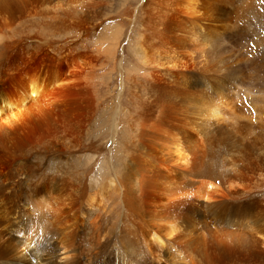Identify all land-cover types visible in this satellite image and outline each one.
<instances>
[{
  "label": "bare ground",
  "instance_id": "1",
  "mask_svg": "<svg viewBox=\"0 0 264 264\" xmlns=\"http://www.w3.org/2000/svg\"><path fill=\"white\" fill-rule=\"evenodd\" d=\"M171 1L166 12L163 10L164 21L154 34L157 53H152L157 56L158 67L155 65L156 72L146 73L143 80L150 92L146 99L149 101L137 115L139 123L135 129L128 128L122 148L126 157L122 159L121 170H114L115 178L108 186L120 198L114 206L122 207V228L116 240L123 245L122 252L126 249L139 254V260L142 259L139 264L237 263L239 258H245L243 253L248 264H264L263 218L258 231L247 234L219 226L212 230L204 226L199 231L194 228L198 224L195 217L199 218L202 209L217 220L228 217L229 223L247 227L249 224L243 221L248 215L254 218L258 211H264L261 199L240 188L245 187V176L240 174L235 162H228L222 171L223 167L212 159L219 150H243L233 135L252 124L249 115L243 112V101L242 108L235 104L239 93L236 87L249 86L250 90L255 87V96L264 99V51L258 47L249 49L250 52L233 47L237 53L230 62L237 69L231 65L229 69L224 48L233 41H229L230 37L243 30L236 22L242 18L238 12L246 3L241 6L233 0H189L183 5V0ZM54 2L0 0V264H136L126 258L103 255L101 246L115 241V234H103L104 229L92 217L93 208L100 201L99 189L87 187L85 182L76 183L77 178L65 177L59 170L48 173L38 163L39 156L48 159L50 155H59L51 139L55 131L52 127L58 128L59 124L53 120L50 109L57 102V95L68 89L63 84L67 79L54 65L40 68L41 63L38 67L31 61L27 64L31 50L47 46L48 41L29 43L31 35L17 36L20 31H15L13 25L18 18L32 15L30 12L36 8L50 19L56 18L60 12ZM60 2L59 5L64 4ZM250 4L252 9L253 3ZM183 6L186 12L178 14ZM182 15L188 16V24L193 23L191 27L178 28L187 24L178 20ZM234 15L240 18L234 19ZM176 22L181 25L176 26ZM3 26L12 29L6 31ZM227 76L234 83L233 89L222 86ZM202 87H215L218 93L209 97L211 94ZM63 99L60 105L65 103ZM212 100L214 107H210ZM253 100L260 103L250 98L252 106ZM255 110L259 119L260 109ZM248 127L245 129L250 131ZM246 166L242 167L244 172L245 169L263 172L260 164L254 168ZM218 175H222L220 185L216 183L219 189L209 196L210 202L201 200L208 197L194 188L196 183L204 181L203 186H210V181L217 180ZM238 199H244V205ZM230 200L233 204H226ZM35 227L40 229L39 234L34 233ZM111 229L112 226L109 233ZM27 234L38 240H35L38 245H31L32 240L24 236ZM102 239L103 245H99Z\"/></svg>",
  "mask_w": 264,
  "mask_h": 264
},
{
  "label": "rangeland",
  "instance_id": "2",
  "mask_svg": "<svg viewBox=\"0 0 264 264\" xmlns=\"http://www.w3.org/2000/svg\"><path fill=\"white\" fill-rule=\"evenodd\" d=\"M60 1H62V3L64 4L59 5L61 3ZM60 1L55 0L54 2L55 6H59L58 9L60 12L57 17L55 16L56 18L50 19L49 16L42 14L38 10V8H36L35 10L33 9L32 12H30L32 15L27 14L23 16L22 19L18 18L16 23L13 25V29H15V31H20L17 36H29V34L31 35L30 38L32 37V40L30 39L29 43H33L34 41H36L41 44V41L43 40L48 41V48L46 45H44L37 48L35 47L36 49L31 50L32 53H30V55L26 57L27 64L31 61V63H35L36 67H38V65L41 63L42 65L40 66V68H50L54 65L59 72L65 73L64 78L67 79H64L65 81L63 82V84H65L66 88L68 89L60 93V95H62V98L65 99V103L63 105H60V101L62 100V98L60 97V95H57L55 101L57 100L58 103L53 102V107H49L51 108V113L53 111V120L56 121L57 125L59 124V127H62H58V129L56 128L55 124V126L52 127L55 130L52 132V134L56 133V136L53 134V138L51 137V139L53 143H55L56 149L59 150V152H57L59 153V155H50L51 157L49 156L48 159H42L41 156H39L41 161L39 160L38 163L40 164L42 170L44 169L48 173L59 170V172H63V176L65 177L69 176L70 178H77L76 183H78V181L85 182L87 187L92 186L99 189L100 201H98L95 207L96 209L93 208L94 211L92 213V217H95L94 221H96V225H99L104 229L103 234H115V241H110L109 243L105 244V246H101L103 255H107V257L109 255V257L111 258H115L116 256H118L120 259L124 260L126 258L127 261L131 260L130 262L139 264V261L142 260H139V254L135 255L132 252L129 253V251H127L126 249L125 252H122L121 250H123V245L116 240V237L118 236L116 234H120V229L122 228L120 220L122 218V207L117 206L119 204V197H117L118 194H116L115 191L111 192L110 189H108V186H110L111 180L115 178L114 170H121V167L123 165L122 162L126 157L125 152L122 148L123 143L125 142V135L129 132L128 128L132 126V128L135 129L136 125L139 123V120H137L139 119L137 118V115L139 114V112H141L142 109L145 108L146 101H149L146 99H149L148 96L150 92H147L146 88L148 86L143 80L147 78L146 73L152 72L154 74L156 72L155 68L158 67V64L155 62L157 61V56L156 54H153L156 52L154 47V44H156L154 43V34L155 30L159 28L161 26L160 24L164 21V18L162 19V16L164 12H166L168 7L172 4V1ZM187 1L189 0H183V5H185ZM233 1L238 2L241 6L246 3V7H244L245 5H243L242 9L238 12L239 14H241V16L238 15L235 17L234 15V19H236L237 17H242L240 18V21H238V23L236 22V24L237 26L239 25L238 27L241 30L243 29L241 32L243 34L239 33L233 38L230 37L229 41L233 40L232 42L227 41L229 42V44L224 48L226 50L224 51V56L226 55V59L229 58V62L230 59H232L235 55V52L237 53V48L239 49L240 47H242V49L246 50L247 52H250V50L253 51V47H255L256 49L258 47L259 50L261 49L264 51V0ZM164 3H166V5ZM250 3H253V10L250 7ZM164 7L165 9H163ZM163 10L165 11L163 12ZM178 10H181L178 14H180V12H186L184 6L182 8H179ZM241 12L244 14H242ZM155 13L157 14V16ZM243 15L245 17H243ZM152 16H154L153 19H151ZM180 17L181 18L178 19L179 21L182 20L187 24L189 23V21L187 20L188 16L183 17L182 15ZM147 20L152 23H149ZM152 20L156 21L154 22ZM244 20L245 23L243 22ZM153 22L155 23V26ZM179 23L181 22H176V26H180L181 24ZM187 24L183 27L178 28H184L187 26L191 27L193 23L191 25ZM114 25L116 28H114ZM3 27L6 31H8V28L9 30L12 29V26L7 28L6 26ZM27 32L29 33L27 34ZM143 36L145 39L143 38ZM145 36H147L148 38ZM146 38H150L148 40L149 42ZM237 41L239 42V44H237ZM231 44L232 46H230ZM34 46H37V44L35 43ZM230 49L233 51H230ZM142 53H145L146 55H143ZM42 56L48 57H46L45 59ZM248 56H250V54H248ZM150 57L153 58V60H150ZM152 62L154 63V65ZM230 65L235 70L237 69V67L234 66V63L231 62L229 63V69ZM233 68L231 69V71H235ZM238 74H240V72L237 73V76ZM222 86L223 88L233 89L234 83L232 82L230 77L227 76L222 82ZM248 87L249 86H247L246 88L244 86L236 87L239 93L235 98V104L241 108L242 105L244 106V108H242L243 112L249 115L250 122L252 124L250 127L246 125L243 126L241 130L235 132V134L237 133V135H233V138L235 137L236 140H238L239 143L243 145V150L239 151L231 149L224 152H220L219 150L217 151V154H214V158H212L216 163L213 160L211 161V159L210 162H213L218 166L220 165V168L223 167L221 168V170L228 167V162H235L237 168L241 171L238 172H240L241 175L245 176V187L240 188H245L244 191L251 194L253 198H259V201L261 199V204L264 206V128L261 127L264 126V99L261 100V98L255 96V91H257L255 87H251L252 90H250ZM54 89L56 88L54 87ZM201 89H206L205 91L211 94L209 97H214L218 93V90L216 91L215 87L214 89H212L211 87H202ZM57 90L60 89L57 88ZM57 98H59V100ZM250 98L257 99L260 101V103L253 100L255 104H253L252 106L251 103H249ZM236 99L238 100V102ZM241 101H243L242 105L240 104ZM211 104L210 107H214L213 104L215 103L213 100L211 101ZM55 107H58V109H55ZM254 108L260 109L259 119L257 117L258 111ZM253 120L255 122H252ZM58 121L61 123H58ZM113 124L115 125L112 126ZM245 127H248V129L250 128L252 131H247ZM254 137L256 138V140ZM244 138L246 139L245 141L249 140L250 142H248L252 143L249 144L248 142H245ZM230 152L233 154V156H231L232 154ZM218 155H220L221 157H218ZM208 158L209 157H207V159ZM244 163L248 165L246 166V168H254L256 167V164H260L261 166H263V172L258 170H253V172H246V169L244 172V170H242V167L245 166ZM54 165H56L57 168ZM258 173H261V176ZM220 176H217V180L210 181V183H212L210 186H208L207 184L203 186L204 181H199L198 183H196V186L194 188L198 192L206 194L208 197L207 199L201 200L210 202L209 196H211V194H213V192L217 190V184H219L221 180L219 178ZM212 185L213 187H215L213 188ZM207 192L209 194H207ZM113 196H115L116 198ZM113 199L114 203L112 201ZM238 200L243 202L242 205H244V199ZM231 201L232 200L228 201V203L226 204L232 205L233 201ZM115 204H117L116 206L118 208L114 206ZM258 214V216H253L254 218H252L250 214L248 215L249 218L243 221L249 224L248 227L246 225L241 226L239 224L238 227L235 224L229 223L228 217L226 219H223L224 221L217 220V218L213 214H211L207 210L202 209V211L199 212V218L197 217L198 215L195 217V221H197L198 224L195 225L194 228L196 230L198 229L197 231H199L200 229L202 230L200 226H204L205 229L212 230L215 227L219 226L231 229L236 228V230H238L240 234H247L249 232H255V230L258 231L259 224H261V222L259 221L262 218L264 219V211H261V213L258 211ZM111 226L112 229L109 233V228ZM38 231H40V229L35 227L34 233L39 234ZM204 232L205 231H203L202 234H204ZM204 235L205 237H207L206 234ZM24 236L29 237L32 240L30 243L31 245H38V240H36L35 238H31V234H27ZM102 242L103 239L99 243V245H103L101 244ZM243 254L242 256L245 258L241 259L239 258L241 257L239 256L241 254L237 253L238 258L240 259H237V261L239 260L237 263L224 262V264H248L249 261L248 259H246V254ZM34 255L35 254L30 256ZM30 256L29 259L31 261ZM187 259L190 260V257H188ZM149 264H152V262H150Z\"/></svg>",
  "mask_w": 264,
  "mask_h": 264
}]
</instances>
